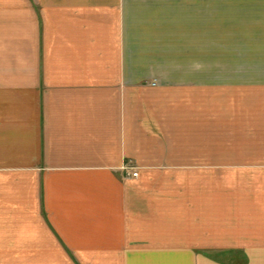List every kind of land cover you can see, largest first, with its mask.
I'll return each instance as SVG.
<instances>
[{"label":"crops","instance_id":"crops-1","mask_svg":"<svg viewBox=\"0 0 264 264\" xmlns=\"http://www.w3.org/2000/svg\"><path fill=\"white\" fill-rule=\"evenodd\" d=\"M0 264H264V0H0Z\"/></svg>","mask_w":264,"mask_h":264},{"label":"rangeland","instance_id":"rangeland-1","mask_svg":"<svg viewBox=\"0 0 264 264\" xmlns=\"http://www.w3.org/2000/svg\"><path fill=\"white\" fill-rule=\"evenodd\" d=\"M165 16V21H166V27L167 29L165 30L168 34L167 40L168 42L170 41L171 44L166 45L167 49L169 50V52L174 53L175 48H174V41H175V36H174V23L176 20V17H178V14H161L160 16ZM182 15V20L185 22L186 21V27H188L190 18H191V14H181ZM206 14H199V19L201 20L202 17H204ZM215 16V21L219 22L222 19V14H213ZM161 19V18H160ZM219 24L216 23V28H221L220 26H218Z\"/></svg>","mask_w":264,"mask_h":264},{"label":"built area","instance_id":"built-area-1","mask_svg":"<svg viewBox=\"0 0 264 264\" xmlns=\"http://www.w3.org/2000/svg\"><path fill=\"white\" fill-rule=\"evenodd\" d=\"M132 175L137 176L138 172H133Z\"/></svg>","mask_w":264,"mask_h":264}]
</instances>
